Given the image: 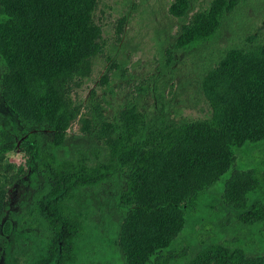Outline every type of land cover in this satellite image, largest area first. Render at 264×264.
I'll list each match as a JSON object with an SVG mask.
<instances>
[{
    "label": "trees",
    "instance_id": "trees-1",
    "mask_svg": "<svg viewBox=\"0 0 264 264\" xmlns=\"http://www.w3.org/2000/svg\"><path fill=\"white\" fill-rule=\"evenodd\" d=\"M189 3L178 0L174 12H188ZM238 3L215 0L184 25L176 48L214 40ZM96 7V0H0V57L16 95L35 111L56 115L55 85L81 64ZM212 79L208 120L173 124L162 116L154 126L129 118L114 127L105 149L75 146L61 115L53 118L51 140L39 131L22 135L28 171L4 228L0 187V229L23 232L6 245L8 262L139 264L155 256L153 264H264V44L231 50ZM250 153L257 155L247 168L251 200L234 210L233 229L211 215L205 189L183 199L154 192L160 179L184 185L199 172L222 174ZM134 211L162 220L122 252L118 236ZM198 225L208 227L209 239L200 237Z\"/></svg>",
    "mask_w": 264,
    "mask_h": 264
},
{
    "label": "rangeland",
    "instance_id": "rangeland-1",
    "mask_svg": "<svg viewBox=\"0 0 264 264\" xmlns=\"http://www.w3.org/2000/svg\"><path fill=\"white\" fill-rule=\"evenodd\" d=\"M96 1L94 31L82 62L55 85L58 103L53 118L61 115L66 119L68 137L75 146L105 149L114 127L129 118L140 117L154 126L162 116L173 124L210 119L209 90L215 70L231 50L264 44V0H239L214 40L186 50L176 48L184 25L215 0H190V10L182 15L173 10L178 0ZM11 73L0 57V187L6 204L3 228L11 219L10 211L17 207L19 186L28 171L21 136L39 131L51 140L54 133L52 115L35 111L30 101L16 95ZM249 155L253 162L250 158L237 161L236 157L222 174L199 172L184 185L160 179L154 183V192L183 199L193 190L205 189L211 215L213 212L214 219L222 216L226 228L233 229L237 222L234 210L251 200L247 168L257 163V155ZM147 192L150 199V190ZM161 220L132 212L122 225L117 249L123 252V248L133 246L143 232L153 234ZM190 221L189 216L182 233L189 231ZM207 228L198 225L200 237L209 239ZM21 234L0 229V264H10L6 245L19 242ZM109 234L111 241L116 234ZM226 234L228 239L235 236ZM154 260L152 256L139 264H153Z\"/></svg>",
    "mask_w": 264,
    "mask_h": 264
}]
</instances>
